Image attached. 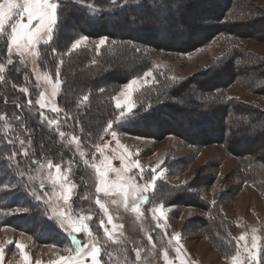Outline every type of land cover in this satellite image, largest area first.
Returning a JSON list of instances; mask_svg holds the SVG:
<instances>
[{"label":"rangeland","instance_id":"obj_1","mask_svg":"<svg viewBox=\"0 0 264 264\" xmlns=\"http://www.w3.org/2000/svg\"><path fill=\"white\" fill-rule=\"evenodd\" d=\"M132 1L137 0H113L111 7ZM192 1L195 0H174L170 4L166 0H151L149 3L156 5L154 14L160 17L173 16L177 23L178 16L187 13L186 5ZM223 1L208 0L204 6H194L190 11V16H197L198 19L196 18L193 28L196 32L190 38L193 46L187 52H168L160 49V46L166 44L178 48L183 42H188L186 31L182 27L172 30L170 36L164 31L156 35L157 42L151 43L154 47H142V53L149 58L148 68L126 82L138 80L132 96L134 110L128 112L126 106L122 109L116 108L113 119L103 124L102 132L91 140L84 137L79 127L71 126L61 132L64 126L55 119L53 114L56 112L51 111L52 106L61 108L59 102L63 84L62 72L67 75V71H72L69 59H59L55 68L50 70L40 62V45L46 44L45 42L41 41L30 51L13 50L9 55L7 35H0V45L3 43V48L0 46V65H3L0 79L3 80L2 76L7 74L10 67L17 66L18 71H22L16 86L26 98L23 111L40 120L45 127L51 126V131L59 137V144L72 151L74 159L78 161L76 163L69 157H46L40 162L33 161L29 155L32 145L31 133L22 134L17 127L19 112L12 107L0 109V137L8 147L12 146L6 154L0 153V194L5 195L0 198V264H65V260L61 258L69 256H79L84 264H93V246L99 249V264H232L231 257L237 254L238 246L240 258L247 264L244 246L246 243L251 246L253 235L257 236V243L260 245V229L264 226V182L260 181L261 171L256 167L257 162L251 163L253 160L260 162L259 158L264 155V151H261L260 145L254 144L255 142L247 143L245 139L241 140L244 135L253 136V129L250 127V130L242 131L246 124L243 123V127L235 135L228 131L220 133L219 119L215 122L205 121L206 116L197 115V111L192 115V108L187 101L191 96L190 91L177 95L173 101L165 102L173 104L175 108L161 109L148 130L139 127L140 132L147 134H128L119 128L136 111L134 96L144 86L164 80L162 86L173 83L179 85L184 81L191 86L195 81L205 80L209 75L217 73L222 63L232 54L236 56L234 58L240 66L245 68L255 64L250 59L254 56L264 60V24L257 23L258 20L252 21L257 16H264V0H227L226 5ZM160 20L163 22V19ZM231 20L241 24L236 23L232 27L233 36H228L229 32L224 26L226 21ZM167 23L168 21L161 23L157 30H161V26ZM73 28V22L68 20L66 33L72 34ZM208 32L217 35L212 37L211 33L208 36ZM75 36L65 45L66 54L71 51V44L80 36H86L88 39L77 49L84 48L99 54L105 45L97 49L96 45L101 38L92 39L88 35L77 34ZM43 40H47V35ZM9 59L13 61L12 64L8 63ZM64 67L67 70H64ZM242 67L237 70L231 83L222 90L206 93L203 102L217 104L220 106L217 108H223L224 104L221 102L228 101L237 104L239 109L255 106V109L264 111V94L260 91L261 85H264V69L263 76L249 73L242 76ZM145 72H150L151 75L145 77ZM57 73L60 85L53 96L52 84L56 83ZM125 84L118 86L112 93L114 106V98L124 99L120 93ZM41 93H44L43 102L46 104L43 109L37 103ZM205 106L208 107L207 104ZM182 110L187 111V114ZM42 112L46 117L43 121ZM122 112L127 115L122 116ZM232 116V113L228 114L227 121L229 125L234 126L237 122ZM121 119L124 122H120ZM49 120H55L57 123L49 125ZM113 132L116 133L115 136L112 135ZM97 146L102 150V154L97 151ZM1 148L0 146V150ZM249 153L251 155H248ZM105 156L109 158L111 167L117 171L108 173V178L113 183L107 192L97 193L98 177L93 165L100 166ZM121 156H124L123 161ZM57 164L61 165L59 173L55 168ZM137 164L139 167L135 166ZM13 165H17L18 172L14 177L7 178L8 174L3 173V170ZM77 168H80V172L89 174L90 182L87 190L76 197V208L73 209V199L81 187V180L78 182L75 178ZM154 175L157 177L155 181L152 180ZM65 177L67 185L75 186L67 202L63 199ZM21 178H24V183ZM130 183L136 185L138 190L129 188ZM149 184L153 187L149 188ZM184 186L185 189H182ZM160 187L171 190L169 198L162 194ZM19 191L29 200L33 191L41 195L43 198L38 201V210L48 218L55 215L56 219H50L51 224L71 238H80L79 246L84 248V251L78 254L75 243H70L69 247L57 234H53L52 241L49 242L47 239L50 238L43 233L41 226L31 225L30 218L36 217L29 208L32 203L29 206L28 203L24 205L23 198L18 195ZM147 193L156 196L148 207L145 206L146 199H138L146 197ZM177 195H180L181 203L170 205ZM13 199V204L18 201L19 205H23L9 207L11 205L8 204ZM97 199L104 204L106 211L99 207ZM196 200L205 205L217 204L227 221L226 233L224 232L226 239L220 234L218 238L225 240L227 252V240L232 238L234 251L232 248V252L226 253L223 258L198 222V218L208 217L207 212L195 204L186 205ZM83 206L86 211H82ZM134 208L138 210L134 211ZM79 209L81 211H78ZM23 211L29 215L26 223L8 221L13 214ZM61 213L64 215L61 216ZM81 216L86 218L84 223L88 225L89 232L74 233L68 221L79 222ZM95 217L97 219L93 223ZM61 221L64 223L63 229L59 227ZM242 234L245 240H240ZM215 241L219 243L216 238ZM17 243L23 244L24 248H18Z\"/></svg>","mask_w":264,"mask_h":264},{"label":"trees","instance_id":"obj_2","mask_svg":"<svg viewBox=\"0 0 264 264\" xmlns=\"http://www.w3.org/2000/svg\"><path fill=\"white\" fill-rule=\"evenodd\" d=\"M149 1L151 0H137L129 4L124 3L116 7H111L113 0H61V7L58 12L60 23L56 29L55 38L51 43L40 45V62L44 64L45 67L47 65L48 69L53 70L58 63L57 61L63 57L65 59L68 58L70 61L69 65L72 66V71H67V75L62 72L63 84L59 102L61 111L60 113L53 114L56 116L55 119L62 122L61 124L64 126L61 132L67 130L71 126L79 127L84 137L86 136L89 140L102 132L101 128H103V124L112 120L117 112L112 102V93L118 86L125 84L130 78L148 68L149 58L146 54L142 53L143 51L141 49L143 46L154 47L155 45L151 43L154 42L153 44H155V42H157L156 35H160L161 32L164 31V33L170 36L172 30L182 27L186 31L187 39H189L187 40L188 42H183L177 46L178 48H173L171 45L166 44V46H160V49L168 52H187L188 49L192 48L193 45L191 44L190 38H192L196 32L193 28H195L194 22L197 16H190V11L194 6L196 7L200 4V6H204V3H207L208 0H195L186 5V8H188L187 13L183 11L184 13L178 16L177 23H175L173 16L160 17L154 14L156 5H151ZM166 1L168 4L174 2V0ZM223 2L225 4V2L228 1L224 0ZM165 10H167V7H165ZM223 18L225 19L226 17ZM160 19H163V22ZM68 20L73 22L74 31L72 34H68L65 31ZM255 20H258L257 23L264 24V16H257L252 21ZM167 21V25H163L161 26V30H157L161 23H166ZM236 23L241 24V22H235L234 20L225 22L224 28L229 32L227 33L228 36H233L232 27ZM211 33L212 32H208L209 35H207L210 36ZM76 34L79 36L88 35L92 39L105 37L106 43L99 54L91 50L87 51L84 48L71 50L66 54L65 45H68L71 39L73 40L76 37ZM214 35L217 34H213L212 37ZM2 44L0 46L3 48ZM157 47H159V44ZM53 49L56 50L55 53H53ZM74 56L76 57L72 59ZM234 57L236 56L233 54L229 56L228 59H226L227 61L222 63V67H219L217 73L215 72L209 75L205 80H197L191 86H189V84L187 85L185 81L181 82L179 85L173 83L169 86H162L165 80L156 81V83L144 86L136 92L134 96L137 106L135 108L136 111L133 112L131 117L136 118L129 117L119 126L120 130L124 133L134 135L147 134L143 131L140 132V130H148L151 122L154 118L158 117V112L161 109L173 110L172 108H175L173 104L165 102L173 101L177 95L180 96L183 93L187 94L188 91H190L191 96L188 95L190 97L187 101L192 108L191 111L189 110L192 115L194 113L196 114L197 111V115L206 116L205 121L215 122L219 119V132L224 133V131H228L231 135L238 133L243 127V123H246L242 131H245V129L248 131L251 127L255 133H253V136L244 135L241 140L245 139L247 143L255 142L254 144L260 145V150L264 151V111H260L258 108L255 109V106H246L243 109H239L237 104L228 101L225 103L221 102L224 104L223 108H217L220 106L211 103H206L208 105V107H206V104L203 102V96L206 93L222 90L231 83L233 77L235 78V73L237 70H240L239 68L242 66H240ZM0 58H2V53H0ZM250 59L254 61L255 64L247 66L246 68L243 66L242 70L244 71L242 72V76L247 75V73L255 76H263L264 71L262 72V70L264 69V60L256 56ZM67 66L68 65H66V67ZM61 69L63 70V66ZM64 70L67 69L64 67ZM21 73L22 71H18L17 66L10 67L7 74L2 76L3 80L0 79V109L6 110L7 107H12L19 112V114H17L19 118L17 127L22 134H27V132L29 134L31 133L32 145L29 155L33 161L40 162L46 157H69L76 161L72 151L59 144V137L56 133L51 131V126L45 127L40 120L32 118L26 111H23L26 98L22 96L23 94L17 90L16 86L21 77ZM261 87L260 91L264 94V85H261ZM85 97H87V99H85ZM221 103L219 102V104ZM203 107L204 109H202ZM206 109L209 110L207 111ZM183 112L186 113L187 111L184 110ZM230 113L233 115V120L237 122L234 126H231L232 124L229 125L227 121V115ZM157 122L159 123L160 121ZM256 125H258L257 128ZM140 126L142 127L141 129H139ZM232 128H234L235 131H232ZM0 146L2 147L0 150L1 154H6L8 148H12L11 145L8 147L6 143L3 142L1 137ZM248 155L251 154L249 153ZM259 159L261 160L260 162L252 159L253 161H251V163L257 162L256 167L261 171V173L259 172L261 177L260 181L264 182V155ZM76 163H78V161H76ZM2 166H4V164ZM79 170L80 168H77L75 178L78 182L81 180V187L73 199V209L76 208V197L87 190L90 182L89 174L80 172ZM3 171V173L8 174L7 178L10 176L14 177V174L18 172L17 165L5 168ZM21 180L24 183V178H21ZM185 187L186 186L181 188L185 189ZM159 189L162 191L163 195L168 198L170 197L171 190L167 191L165 188L162 189L161 187ZM18 193V195L23 198L24 205L28 203L29 206V204L32 203L29 208H31L32 213L36 217L30 218V223L32 222L31 225L33 227L36 225L41 226L43 233L50 238L47 239L49 242L52 241L53 234H57L63 239L64 244L66 243L67 246L71 247L70 243H72V238L65 232L60 231L56 225L51 224V220L38 210L40 204L35 200V197L32 196L33 199L31 198V200H29L21 191ZM189 195L191 196L192 194ZM2 196L5 195L1 193L0 198ZM154 196L155 195L152 193L146 194V207L152 203ZM180 198V195H177L170 205L181 203L179 202ZM14 200L15 199L8 204L11 205L9 207L23 205V203L19 205L18 201L13 204ZM188 203L189 204L186 205L195 204L197 207L207 212L208 217H200L198 218V222L202 226L206 237L210 239V242L219 251L220 256L223 258L226 253L234 251V242L232 238L230 239L229 237L228 240L230 242L227 240L229 252H227L224 240L226 239V236L224 237V232L227 221L222 216L217 204L205 205L199 203L197 200L194 203ZM78 211H81V209ZM82 211H86L85 206L82 207ZM28 217L29 215L23 211L19 214H13V216L9 217L8 221L24 224ZM96 219L97 217L93 218V223H95ZM260 232V247L264 248V226L260 229ZM219 234L221 236L223 235L224 239L220 240L218 238ZM215 238L218 239L219 243H216ZM76 239L81 242L80 238L76 237ZM59 244H61V242H59ZM232 248L233 250L230 251Z\"/></svg>","mask_w":264,"mask_h":264},{"label":"snow or ice","instance_id":"obj_3","mask_svg":"<svg viewBox=\"0 0 264 264\" xmlns=\"http://www.w3.org/2000/svg\"><path fill=\"white\" fill-rule=\"evenodd\" d=\"M115 2V0H114ZM61 7V0H0V35H7L8 43H7V51L8 54L11 55L13 50L17 52L22 51H30L36 47L38 43L41 41L45 43H51L53 39L55 38V32L57 27L60 23V17H59V9ZM10 29V31H9ZM47 35V40H43V37ZM88 38L86 36H80L78 39H76L71 44V50H75L80 46L85 40ZM106 43L105 38H101L96 45L97 49H99L101 46H103ZM56 50L53 49V53H55ZM9 64H12L13 61L11 59L8 60ZM3 70V65H0V71ZM150 72H145L144 76L148 77L150 76ZM45 79L48 80L49 83H51V80L45 76ZM147 83V81H145ZM138 84L137 79H132L128 83H126L123 86V91L120 93V96H123L124 99L121 100L119 98H114L115 100V107L117 109H122L123 107H127L128 112H132L134 110V105L132 101V96L134 92V86ZM60 85L59 80V73H57V80L55 84H52V95L55 96ZM21 91H26V89H21ZM87 99V97H85ZM44 101V93L40 94V99L37 100V103L40 105V108L43 109L46 107V104ZM31 103V102H30ZM52 112L58 113L61 111L56 106L51 107ZM127 115V113L122 112V116ZM130 118H136V117H130ZM41 119L42 121L46 119L43 112L41 113ZM120 122H124L122 119ZM57 122L55 120H49V125L56 124ZM111 127V125L109 126ZM63 135V133H61ZM113 136L116 135V133H112ZM75 139V138H74ZM119 143V142H117ZM97 151L101 152L102 150L97 146ZM15 155V154H13ZM121 160H124V156L120 157ZM51 162L49 163V167H51ZM96 173L98 177L97 186H96V192H107L110 185L113 183L108 178V173L110 171H117L111 167L110 160L107 156L104 157V159L101 161L100 166H95ZM136 167H139V165H135ZM55 168L57 172L59 173L61 170V165L57 164L55 165ZM56 179H59V176L56 177ZM157 177L154 175L152 177V180L155 181ZM66 186L64 187V194L63 199L65 202L69 201L71 193L73 191L74 185H67V177H65ZM43 187V185H42ZM120 187H123V185H120ZM129 188L138 190L136 188V185L129 184ZM148 187H153L152 184H149ZM147 191V188L144 189ZM37 201H40L43 197L41 195H38L36 191L31 192V194ZM125 195H127V192H125ZM140 200L146 199V197H138ZM96 203L99 205L101 209H105V206L103 203L100 202L99 199L96 200ZM134 211H137V208L133 209ZM106 211V209H105ZM162 214V213H161ZM64 214L61 213V216ZM67 217H65L66 219ZM49 219H56L55 215L52 217H49ZM86 218L81 216L79 222H74L69 220L68 224L71 228L72 232L74 233H81V232H89L88 225L84 223V220ZM109 222H111V217L108 218ZM59 227L63 229L64 223L61 221L59 224ZM90 234V233H89ZM240 240H245V236L242 234L240 236ZM257 236H252V243L249 247L247 243L244 246V252L247 253V264H264V248H261L260 245L257 243ZM72 242L77 245V253H82L84 251V248H81L80 241L76 239L75 236L72 237ZM11 243V241H9ZM18 248L23 249L24 245L17 243L16 245ZM87 246H85L86 248ZM2 251V249H0ZM99 252V249L93 246L91 251V259L93 261V264H99L97 261V254ZM23 254V253H22ZM240 250L239 246L237 249V254L231 257L232 264H244V261L240 258ZM25 259H27L25 257ZM61 259L65 260V264H84V262L77 256L76 258H73L71 256L69 257H62Z\"/></svg>","mask_w":264,"mask_h":264}]
</instances>
